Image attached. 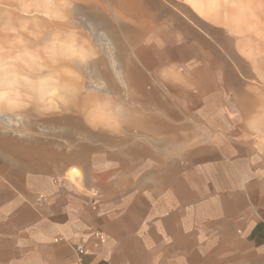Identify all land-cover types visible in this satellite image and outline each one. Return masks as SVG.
<instances>
[{
    "label": "rangeland",
    "instance_id": "obj_1",
    "mask_svg": "<svg viewBox=\"0 0 264 264\" xmlns=\"http://www.w3.org/2000/svg\"><path fill=\"white\" fill-rule=\"evenodd\" d=\"M183 1L200 30L220 32L219 51H198V62L203 53L206 61L220 55V65L205 67L219 79L204 83L207 92L218 86L216 109L230 110L221 99L232 104L246 93L257 105L250 118L255 123L247 126L246 148L223 138L216 145L222 153L215 155H200L203 138L196 133L194 160L173 151L176 168L165 177L171 188L152 192L157 185L149 170L134 169L128 158L94 155L60 167L56 160H68L84 146L106 153L131 149L143 138L125 129L134 110L147 111L133 84L106 80L115 77L100 27L128 75L105 33L102 17L112 15L107 0H0V141L30 155L6 158L0 150V264H264V0ZM187 38L186 60L177 69L183 75L193 55ZM159 70L141 83L143 91L175 106L186 95V108L194 107L200 90ZM63 76L80 83V98L91 93L89 109H65L63 93L76 90L59 83ZM100 82L107 92L86 89ZM172 84L183 85L185 95ZM24 163L30 169L22 170ZM68 168L72 184L63 180ZM39 194L46 204L39 205ZM91 241L97 245L92 252ZM77 244L84 245V255L75 252Z\"/></svg>",
    "mask_w": 264,
    "mask_h": 264
},
{
    "label": "crops",
    "instance_id": "obj_2",
    "mask_svg": "<svg viewBox=\"0 0 264 264\" xmlns=\"http://www.w3.org/2000/svg\"><path fill=\"white\" fill-rule=\"evenodd\" d=\"M107 3L112 15L107 13L106 19L100 15L106 23L105 33L110 35L116 49L120 51L122 65L126 67L125 70L129 75L124 77L125 81L133 84L134 96L140 104L144 105L143 107H147V111L143 110L138 114L134 110L131 122L127 123L125 129L130 131L134 128L143 138L135 140L136 143L131 149L109 153L102 152L100 149L91 150V153L85 146L76 151L82 154V159L75 158L61 162L57 157L56 160L60 162V164L58 162L59 167L64 166L66 162L85 163L94 155L116 154L128 158L130 162L128 164L134 169L149 170L148 177L154 178L157 185L154 187L155 191H151L156 192L157 189L161 191L164 188H171L170 184L165 181V177L176 168V154L173 151H184L187 160H194L196 150L192 149V145L197 144L194 141L196 133L203 138L201 141L204 145L201 148L198 147L201 150L200 155L202 153L214 155L222 153L216 145L225 141L223 138H234L235 142L244 143L246 148L247 139L250 137L247 126L251 124V115L257 107L253 96L243 93L236 96L232 104H227L221 99V104L228 105L230 110L224 112L226 114L220 113L216 109L218 86H215L216 89L211 87V90L207 92L206 88L209 85H204V83L219 80L216 81L212 75L208 74L205 67L220 65V55L216 52V57L213 54L206 61L202 52V61L198 62V51L215 52L221 49L219 29L216 33L213 28L208 31L200 30L192 23L190 14H195L193 9L183 0H107ZM102 30L100 27V33L104 34ZM188 35L190 38H187ZM186 38L189 40L187 48L193 52V55L189 54L192 61L185 65L187 74L183 75L180 72L181 69L179 71L177 69L186 60L182 53L186 50L182 46ZM157 69L163 70L164 73L169 71L170 81L186 82V87L190 84L200 90V96H194L192 100L194 107L186 108L190 100L184 93L183 85L169 86L185 95L182 96L179 106L173 105L172 101L167 98L161 99L159 96L157 99L156 92L143 91L141 83L148 79L152 80L151 76L156 75ZM137 83L140 84L138 88ZM215 111L216 114H214ZM229 113H232L231 117ZM174 114L177 116H172ZM259 127L260 130H264L263 125ZM157 137H161L162 140L156 141ZM26 156L29 155L26 154ZM20 167L24 171L30 169V167L26 168L28 166L25 163ZM70 170L72 168L64 172L63 180L72 184L73 177L68 173ZM159 172H163L164 175H158ZM39 195L45 196L44 194ZM67 219L64 217V221ZM89 245L90 249L94 247L91 252L97 248L94 241L89 242ZM92 255L94 253L88 256L92 257Z\"/></svg>",
    "mask_w": 264,
    "mask_h": 264
},
{
    "label": "bare ground",
    "instance_id": "obj_3",
    "mask_svg": "<svg viewBox=\"0 0 264 264\" xmlns=\"http://www.w3.org/2000/svg\"><path fill=\"white\" fill-rule=\"evenodd\" d=\"M100 41L102 42L101 43V47L105 50V53L107 55V57L109 58V62H110V67H111V70L113 72V75L115 77V79H112L110 78L109 76L106 77V80L111 82V86H114V82L117 81L118 84H121L122 87H125V79L123 77V73H122V69H121V65H119L118 61L115 59V56H114V53L112 51V47L109 43V41L105 38V36L102 34L100 36ZM117 41V40H116ZM100 44V43H99ZM114 46V45H113ZM126 55V54H125ZM118 58V57H116ZM125 58V57H124ZM119 60V59H118ZM176 62V61H175ZM121 64V63H120ZM89 65V64H88ZM60 66V64H59ZM61 69V67L59 68H56L55 71H59ZM65 76L63 77H60L59 78V83H64V85H68V86H71L73 87L76 92L73 94V95H68L67 93H63V96L64 97V103L63 105L65 106V109H74V108H81L82 110H86V108L90 107L92 105V100H91V93L90 95H86L84 97H81L78 95V92L81 90V86H80V83H78L74 77H67L64 79ZM104 78V77H103ZM98 82V81H97ZM62 85V86H64ZM109 86V85H108ZM128 86V85H127ZM86 89H88L89 91H100V92H107V90L105 91V87H104V83L103 82H100V84L98 85H92V86H88ZM179 90V89H178ZM134 91V90H133ZM180 91V90H179ZM117 92V91H116ZM120 92V91H119ZM132 92V91H131ZM113 93V92H112ZM123 93V91H122ZM93 95V94H92ZM98 95V94H97ZM128 95V94H127ZM135 95V94H134ZM114 97V96H113ZM3 98V97H2ZM94 98V97H93ZM92 98V99H93ZM115 99V98H114ZM94 100V99H93ZM96 100V99H95ZM113 100V99H112ZM116 102V101H115ZM106 103V102H105ZM102 106V105H101ZM89 109V108H88ZM103 109V108H102ZM105 109V108H104ZM107 109V108H106ZM190 110V109H189ZM252 110V109H251ZM105 111V110H104ZM155 111V110H154ZM83 113V112H82ZM190 113V112H189ZM65 115V114H64ZM93 115V114H92ZM88 117V115L85 114V117ZM9 117V116H8ZM202 118V117H201ZM7 119V118H6ZM10 119V118H9ZM85 119V118H84ZM89 119V118H88ZM12 121V120H10ZM9 121V123H10ZM255 123V122H254ZM69 126V125H68ZM77 128V127H76ZM3 133H8V130H3ZM11 133H14V134H17L15 131H11ZM80 131L78 130H75L74 131V136L76 137L77 135H80ZM18 135V134H17ZM11 136V135H10ZM86 136V135H85ZM6 137V136H4ZM18 137H20V134L18 135ZM23 137V136H21ZM78 139V138H77ZM83 139V138H82ZM86 139H87V136H86ZM99 139V138H98ZM20 141V140H19ZM21 145V143H19ZM18 145V146H20ZM0 148H4V149H0L1 150V154L4 156V157H8L9 155H25L28 154L29 155V151L26 150V151H19V153H17V148L13 146V142H8V141H0ZM85 148V146H84ZM87 149V148H86ZM6 152V153H5ZM95 152V151H94ZM103 152V151H102ZM102 154V153H101ZM59 155V154H58ZM90 155V154H89ZM30 156V155H29ZM48 156V155H47ZM82 159V154L81 153H74V154H70L68 156V159ZM7 163V162H6ZM60 164V162H59ZM64 165V164H63ZM28 168V167H26ZM72 175V174H71Z\"/></svg>",
    "mask_w": 264,
    "mask_h": 264
},
{
    "label": "built area",
    "instance_id": "obj_4",
    "mask_svg": "<svg viewBox=\"0 0 264 264\" xmlns=\"http://www.w3.org/2000/svg\"><path fill=\"white\" fill-rule=\"evenodd\" d=\"M37 202L39 203V205H44L47 203V198L40 195L38 198H37ZM94 236L99 239V240H102L103 239V236L100 234V232L96 231ZM74 250L75 252L78 254V255H84L85 254V247L84 245L82 244H77L74 246Z\"/></svg>",
    "mask_w": 264,
    "mask_h": 264
}]
</instances>
